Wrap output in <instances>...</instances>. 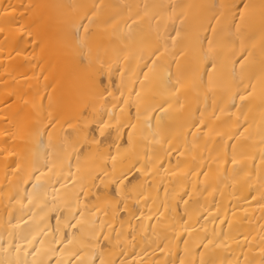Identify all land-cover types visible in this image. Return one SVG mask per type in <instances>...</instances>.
<instances>
[{
	"label": "bare ground",
	"instance_id": "1",
	"mask_svg": "<svg viewBox=\"0 0 264 264\" xmlns=\"http://www.w3.org/2000/svg\"><path fill=\"white\" fill-rule=\"evenodd\" d=\"M0 264H264V0H0Z\"/></svg>",
	"mask_w": 264,
	"mask_h": 264
}]
</instances>
